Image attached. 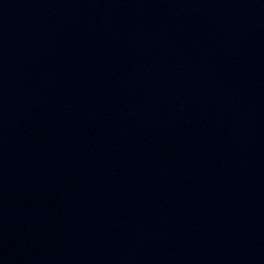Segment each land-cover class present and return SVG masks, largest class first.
I'll list each match as a JSON object with an SVG mask.
<instances>
[{
  "label": "water",
  "instance_id": "obj_1",
  "mask_svg": "<svg viewBox=\"0 0 264 264\" xmlns=\"http://www.w3.org/2000/svg\"><path fill=\"white\" fill-rule=\"evenodd\" d=\"M0 264H264V0H0Z\"/></svg>",
  "mask_w": 264,
  "mask_h": 264
}]
</instances>
